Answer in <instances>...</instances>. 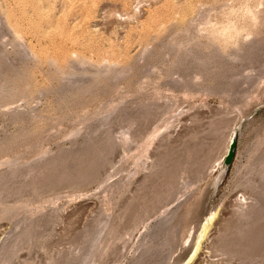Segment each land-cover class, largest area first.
<instances>
[{"label":"rangeland","instance_id":"374dc122","mask_svg":"<svg viewBox=\"0 0 264 264\" xmlns=\"http://www.w3.org/2000/svg\"><path fill=\"white\" fill-rule=\"evenodd\" d=\"M0 264H264V0H0Z\"/></svg>","mask_w":264,"mask_h":264},{"label":"bare ground","instance_id":"6f19581e","mask_svg":"<svg viewBox=\"0 0 264 264\" xmlns=\"http://www.w3.org/2000/svg\"><path fill=\"white\" fill-rule=\"evenodd\" d=\"M232 137H233V135L229 137L227 146H229ZM227 149H228V147H227ZM226 152H227V150H226ZM222 160H223V158H222ZM213 217H214V214L212 216H210L209 218H205L203 224L199 227V235H198L197 244H196L197 247L194 250L193 254L189 257L188 262L192 261L196 257L198 250H199V246L202 242V239L204 237H206V233L208 231V228L210 227V223H211V220L213 219Z\"/></svg>","mask_w":264,"mask_h":264},{"label":"water","instance_id":"95a60500","mask_svg":"<svg viewBox=\"0 0 264 264\" xmlns=\"http://www.w3.org/2000/svg\"><path fill=\"white\" fill-rule=\"evenodd\" d=\"M235 147H236V142H235V135H233L230 144L228 146L227 152L225 154V156L223 157L222 163L225 166V168H228L234 158V151H235Z\"/></svg>","mask_w":264,"mask_h":264}]
</instances>
